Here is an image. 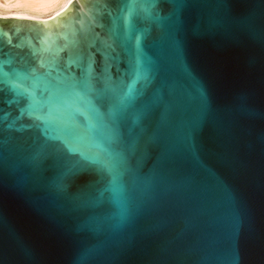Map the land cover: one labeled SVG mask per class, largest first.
I'll use <instances>...</instances> for the list:
<instances>
[{"label": "water", "instance_id": "water-1", "mask_svg": "<svg viewBox=\"0 0 264 264\" xmlns=\"http://www.w3.org/2000/svg\"><path fill=\"white\" fill-rule=\"evenodd\" d=\"M0 264H264V0L0 17Z\"/></svg>", "mask_w": 264, "mask_h": 264}, {"label": "bare ground", "instance_id": "bare-ground-1", "mask_svg": "<svg viewBox=\"0 0 264 264\" xmlns=\"http://www.w3.org/2000/svg\"><path fill=\"white\" fill-rule=\"evenodd\" d=\"M70 0H0V17L12 15L48 19L62 11Z\"/></svg>", "mask_w": 264, "mask_h": 264}]
</instances>
